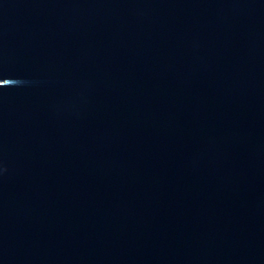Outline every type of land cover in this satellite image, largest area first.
Listing matches in <instances>:
<instances>
[{
	"label": "water",
	"instance_id": "95a60500",
	"mask_svg": "<svg viewBox=\"0 0 264 264\" xmlns=\"http://www.w3.org/2000/svg\"><path fill=\"white\" fill-rule=\"evenodd\" d=\"M0 264H264V0H0Z\"/></svg>",
	"mask_w": 264,
	"mask_h": 264
}]
</instances>
